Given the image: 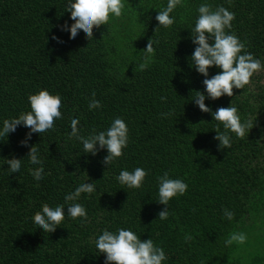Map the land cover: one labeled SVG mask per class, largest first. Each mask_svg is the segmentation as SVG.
I'll list each match as a JSON object with an SVG mask.
<instances>
[{"label":"trees","instance_id":"1","mask_svg":"<svg viewBox=\"0 0 264 264\" xmlns=\"http://www.w3.org/2000/svg\"><path fill=\"white\" fill-rule=\"evenodd\" d=\"M204 2L234 13L226 31L264 65V0H182L170 14L173 24L156 31L155 16L167 0H123L120 17L94 27L91 39L81 32L75 40L61 30L72 23L63 0H0V119L29 110L27 97L40 88L59 94L62 102V119L42 136L32 133L28 145L20 143L24 126L0 137V161L22 158L19 172L0 165V264H105L94 244L105 228L151 237L165 251L162 264H264V254L249 263L243 243H225L253 220L262 219L256 225L264 230V67L243 89L234 88L233 96L205 99L213 111L231 103L242 122L251 121L243 137L231 134V147L218 148V122L191 99L203 90L204 77L190 67L194 45L188 27ZM151 36L158 43L146 56ZM217 71L213 66L209 75ZM93 92L101 107L89 110ZM117 116L128 127V144L109 167L102 163L106 150L83 153L81 142L68 137L73 117L87 136ZM31 144L43 160L40 181L28 171L38 166L26 157ZM135 167L147 170L143 184L123 188L115 176ZM164 171L188 187L169 201L168 217L160 220L165 205L155 200L156 177ZM86 180L96 185L95 193H82L78 201L86 221L66 216L52 232L34 225L32 216L44 204H62L65 193Z\"/></svg>","mask_w":264,"mask_h":264},{"label":"clouds","instance_id":"2","mask_svg":"<svg viewBox=\"0 0 264 264\" xmlns=\"http://www.w3.org/2000/svg\"><path fill=\"white\" fill-rule=\"evenodd\" d=\"M182 0H167L165 6L159 9L155 16L159 27H170L175 17L170 15ZM64 9L70 13L69 24L67 21L61 25L62 31L69 33V39L75 40L81 32L89 39L93 37V28L106 25L111 17H120L124 7L123 0H63ZM196 11L198 15L190 28V39L194 45L190 54V67L203 75V90H195L191 93L194 104L203 112H211L213 120L218 123L213 126L216 130L214 139L218 140V148L231 147V134L236 137H243L247 129L251 127V121H241L237 109L231 103L227 107H217L214 111L205 104V99L215 100L223 95L233 96V89H243L250 82V77L258 72L262 65L259 58L244 49V44L231 31V21L234 13L223 5L213 8L209 3H200ZM153 36L149 37L143 51L150 55L154 52L155 41ZM59 42L60 38L52 36ZM220 69L215 74L209 75L211 67ZM144 67L143 64L140 65ZM88 103L89 110L101 107V102L95 99V92ZM29 110L21 111L16 116L0 119V137L14 132L17 126H24L28 129L21 144L28 145L32 133L40 135L54 127V121L62 119V102L59 94H51L48 89L40 88L30 93L27 97ZM165 99V97H161ZM167 116L169 113H164ZM78 118L70 120L71 131L68 133L70 139L81 142L82 152L96 155L101 150H106L102 163L108 167L116 158L122 155V150L128 144V127L126 122L119 116L113 118L106 129L96 131L93 129L87 136L81 135L77 127ZM222 126V131L218 130ZM42 136V135H41ZM37 144H31L26 154L30 165H38L29 168L28 171L33 179L40 181L45 174L43 160L39 155ZM8 165V172H19L22 158L12 156L5 157L0 165ZM107 167V168H108ZM147 170L142 167H135L131 171L122 168L115 176L116 181L125 189L140 188L143 184ZM89 180V179H88ZM79 183L72 191L65 193L64 202L50 206L44 204L41 210L36 211L32 221L38 229L45 232H52L67 216L73 220L78 217L82 222L87 220L88 213L83 204L79 203L81 194L91 195L96 192L94 181ZM157 193L156 199L165 207L157 213L160 220L168 217V203L175 197L183 195L188 187L187 183L180 178H172L168 171L156 177ZM66 208V211H65ZM224 216L232 218V212L224 209ZM186 240L190 237L186 236ZM246 239L243 232L232 233L226 244L236 241L243 243ZM96 253L104 254L105 264H162L167 257L162 247L154 244L152 238L141 239L131 228H116L114 231L107 228L102 229L94 239Z\"/></svg>","mask_w":264,"mask_h":264},{"label":"rangeland","instance_id":"3","mask_svg":"<svg viewBox=\"0 0 264 264\" xmlns=\"http://www.w3.org/2000/svg\"><path fill=\"white\" fill-rule=\"evenodd\" d=\"M258 223L262 225L263 220H253L251 225H249L244 232L246 237L243 242L245 260H248L249 263L259 261L255 256L264 254V230H260V225H256Z\"/></svg>","mask_w":264,"mask_h":264}]
</instances>
